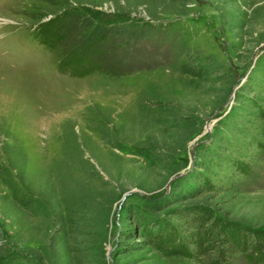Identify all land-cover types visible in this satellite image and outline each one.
I'll use <instances>...</instances> for the list:
<instances>
[{"label": "rangeland", "instance_id": "374dc122", "mask_svg": "<svg viewBox=\"0 0 264 264\" xmlns=\"http://www.w3.org/2000/svg\"><path fill=\"white\" fill-rule=\"evenodd\" d=\"M83 56L97 68L71 75ZM82 177L92 216L71 195ZM202 180L214 189L146 207ZM195 204L264 230V0H0V257L198 264L118 236L154 219L182 231L171 212Z\"/></svg>", "mask_w": 264, "mask_h": 264}, {"label": "trees", "instance_id": "16d2710c", "mask_svg": "<svg viewBox=\"0 0 264 264\" xmlns=\"http://www.w3.org/2000/svg\"><path fill=\"white\" fill-rule=\"evenodd\" d=\"M56 20L57 18H52L49 20V23L54 24ZM74 63L80 66L77 67L78 70L69 72L74 76H85L97 68V65L89 56L76 58L74 59ZM63 72L68 71L64 70ZM86 163L87 160L82 161V164ZM237 165L238 171H240L241 174L245 176L250 175V167L248 164L241 162ZM84 167L85 166L82 167L83 170L85 169ZM205 182V180H202L201 185L199 181L191 191L176 194L174 198L168 194L163 195L160 198L151 197L146 199V207L154 210H161L170 206L173 202L196 196L200 194L203 189H214L213 185L209 182L203 187ZM63 186L64 185L61 183V188ZM77 186L79 187L77 191H80L81 195L76 194V191L72 192L71 195L77 197L74 205L76 204L77 206V204H80L84 210H89V214L92 216L90 212L91 205L87 204L88 202L92 203L95 201V198H92V194L96 193V190L94 189L95 184H91L90 179L82 177L80 181H77ZM232 188H234L233 185ZM68 191L69 190L66 191L68 199L65 203L68 212H71L74 205L71 200H69L72 196L68 195ZM87 194L91 195L90 199L86 196ZM99 194L98 197L100 198V202H104L101 193ZM111 202L112 201L110 200L106 202V211L109 210ZM102 204H99V207H101ZM94 209L96 208L92 206V210ZM173 210H175L171 212L173 214L186 216L185 226L182 231L171 224L169 220L166 221V226H162L160 220L154 219L150 222H138L133 228L122 229L118 232V236L126 237L127 240L132 236L136 237L138 240L130 243L134 249H140L144 246L150 245L169 255H181L194 258L197 260L198 264H235L236 260L240 257L245 258L246 261L252 262L253 264H264V230L249 229L238 223L224 222L220 216L214 213L211 207L202 204H195L193 206L184 205L181 208H174ZM78 212L82 215L85 211ZM68 218L69 217H66L63 223H60L57 228H54L48 237V246L51 245L53 250H55L54 255L57 260L60 258L58 244L69 230L67 223H72L73 226L77 224V221L73 222ZM104 231L105 230H103V233ZM100 233H97L98 237L94 243L97 249H100L102 244ZM87 251L86 253L85 251L80 253L84 254L83 256L77 255L78 264H96L90 259H87ZM14 259L16 258L7 256L0 257V264H16L13 262Z\"/></svg>", "mask_w": 264, "mask_h": 264}, {"label": "water", "instance_id": "95a60500", "mask_svg": "<svg viewBox=\"0 0 264 264\" xmlns=\"http://www.w3.org/2000/svg\"><path fill=\"white\" fill-rule=\"evenodd\" d=\"M177 176H179V175H177ZM127 194H129V192L124 193V194L122 195V199H123Z\"/></svg>", "mask_w": 264, "mask_h": 264}]
</instances>
